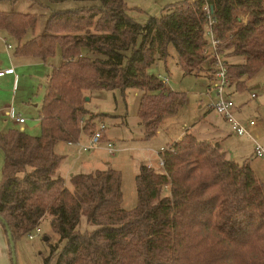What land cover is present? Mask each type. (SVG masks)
I'll list each match as a JSON object with an SVG mask.
<instances>
[{
  "label": "trees",
  "instance_id": "trees-1",
  "mask_svg": "<svg viewBox=\"0 0 264 264\" xmlns=\"http://www.w3.org/2000/svg\"><path fill=\"white\" fill-rule=\"evenodd\" d=\"M74 1L93 3L53 9L42 33L32 37L38 14L0 10V29L16 41V55L47 61L58 48L62 55L48 77L41 134L0 133V216L14 242L48 214L64 244L51 245L47 263L264 264V181L249 160L230 159L220 143L186 129L160 152L161 171L141 164L138 202L130 210L123 207L120 170L109 165L75 173L70 189L58 173L64 156L56 151L60 142L77 143L99 130L86 100L94 91L140 90L137 115L144 136L154 137L167 117L184 108L187 94L170 90L149 69L166 61L173 45L186 74L204 70L211 57L208 8L232 85L246 89L264 69V0H181L145 25L129 14L125 0ZM233 56L241 59L227 60ZM208 71L213 78L214 62Z\"/></svg>",
  "mask_w": 264,
  "mask_h": 264
},
{
  "label": "rangeland",
  "instance_id": "rangeland-1",
  "mask_svg": "<svg viewBox=\"0 0 264 264\" xmlns=\"http://www.w3.org/2000/svg\"><path fill=\"white\" fill-rule=\"evenodd\" d=\"M42 4L32 0H0V10L18 11L38 14L37 33H41L45 21L53 9H69L93 2H79L66 0L59 3L49 0H40ZM129 7V14L140 24L145 25L151 16H160L164 9L181 0H125ZM169 55L164 60H158L149 71L157 76L168 77L167 87L170 90L185 92L187 101L179 113L168 117L162 124L159 132L152 138L144 136L140 119L137 115L139 100L142 92L137 89H127L124 93L117 90L94 91L89 94L87 107L92 115L96 116L97 127L106 125V140L114 144L116 153L111 154L108 145L102 141L94 149L84 152L90 137L85 135L77 144L70 145L60 142L57 152L65 157L60 168L66 181V186L73 189L70 175L76 172H88L94 167L102 168L103 161H110L112 166L123 175V207L127 210L137 206L136 176L141 164L151 165L161 171L160 152L177 139L179 135L191 130L202 140H213L220 137L224 141V149L230 159L243 163L249 160L259 179L264 178V156L258 157L255 151L257 144L264 148V69L250 79L247 88L240 91L232 85L229 96L235 103L236 115L244 122L254 120L256 125L248 127V135L238 137L232 133L230 124L210 105L217 100L213 88V78L208 68L213 65L210 57L204 64V70L193 74H186L179 64L178 53L173 45L169 46ZM6 55L5 44L0 41V58ZM240 57H228L227 60L238 61ZM62 62L60 48L47 61L31 66H21L17 69L20 80L14 85H0V131L8 128H20L19 124L5 123V119L14 120L20 116L27 120L26 132L31 135L41 134L40 110L47 91L48 77L54 67ZM236 89V90H235ZM13 90L16 91L15 110L10 111L9 105L13 100ZM229 93V92H228ZM225 94L226 96L228 95ZM252 94L256 97L253 98ZM228 97V96H227ZM6 110V112H5ZM9 124V125H8ZM15 126V127H13ZM190 132V131H188ZM108 137V138H107ZM219 140V139H217ZM83 150V149H82ZM4 153L0 148V182L3 179ZM97 168V167H96ZM85 221L82 228H85ZM23 236L15 243L18 264H54L55 260L47 263L51 254V245L63 246L60 236L53 230L51 216L42 218L39 228ZM8 252L12 261V249L8 240Z\"/></svg>",
  "mask_w": 264,
  "mask_h": 264
},
{
  "label": "built area",
  "instance_id": "built-area-1",
  "mask_svg": "<svg viewBox=\"0 0 264 264\" xmlns=\"http://www.w3.org/2000/svg\"><path fill=\"white\" fill-rule=\"evenodd\" d=\"M209 11V20H208V25H207V33L210 37V43L206 49V53L210 54V56L213 59L214 62V73H213V88L216 91L217 94V100L210 105V109L216 111L219 115L223 116L226 121L230 124L233 132L238 135V136H244L248 135L251 137L250 132L247 128V126L242 123L239 118L236 115V106L232 98L229 96L230 94V87H232V79L227 73V68L225 65V62L222 58V56L219 54L217 46H218V40L214 36V32L212 29V25L214 23V19L212 18ZM11 47V45H9ZM14 69L9 68L6 70L0 69V77L6 75V74H13ZM160 78L162 81L167 85L169 79L168 77H162L160 75ZM229 92V93H228ZM228 93V97L225 95ZM252 97L255 98L256 95L252 94ZM17 120L20 123H24L25 119L22 117L17 118ZM249 126H255L256 122L254 120H250L248 122ZM106 129V125L104 123L99 125V130L95 133L93 137L90 138L87 146H83V150H91L94 148L99 141L102 139V131ZM108 150L111 154H115L116 150L114 147V144L109 142L108 144ZM255 151L258 157H263L264 156V148L260 145L257 144L255 147ZM164 160L160 158V167H163L164 165ZM30 237L32 238V235L30 234Z\"/></svg>",
  "mask_w": 264,
  "mask_h": 264
},
{
  "label": "crops",
  "instance_id": "crops-1",
  "mask_svg": "<svg viewBox=\"0 0 264 264\" xmlns=\"http://www.w3.org/2000/svg\"><path fill=\"white\" fill-rule=\"evenodd\" d=\"M38 25V24H37ZM36 28H37V26H36ZM36 30L37 29H35L34 31H32V32H30L29 34H28V37H32V36H34L35 34L36 35H39V34H41V33H37L36 32ZM0 41H2L4 44H5V50H6V55H4V57L3 58H0V69H3V70H6V69H9V68H13L14 69V73L13 74H6V75H4V76H2V77H0V85H7V84H10V85H15L19 80H20V78H19V75L16 73L17 72V69H19L21 66H31V64L32 65H35V64H39V63H41L43 60L42 59H40V58H36V57H32V56H20V55H16L15 54V47H16V41L14 40V39H12L9 35H7V33L5 32V31H3V30H1L0 29ZM9 45H11V47H9ZM48 79V78H47ZM236 90V89H235ZM230 92V91H229ZM12 96H13V100L11 101V103H10V105H9V109H10V111H12L13 112V110H15V107H14V105H15V99H16V91L15 90H13V94H12ZM42 105V104H41ZM8 106V105H7ZM7 106H3L2 108H4V107H7ZM2 108H0V111H1V109ZM5 112H6V110H5ZM39 116H40V113H39ZM20 116H16L15 117V119L14 120H10V121H8V120H4L5 121V123H7V122H11V125L10 126H12V124H19V125H21L20 126V128H18L19 130H22V131H26V129H27V127H26V123H27V120H25V122L24 123H20L18 120H17V118H19ZM223 117V116H222ZM168 118V117H167ZM166 118V119H167ZM224 118V117H223ZM239 118V117H238ZM165 119V120H166ZM225 119V118H224ZM164 120V121H165ZM226 120V119H225ZM239 120L242 122V123H244L246 126H247V128L248 127H252V126H249L248 125V122H244L242 119H240L239 118ZM9 125V124H8ZM13 127H15V126H13ZM10 129H16V128H6V129H4V130H1L0 131V133L1 132H5V131H7V130H10ZM107 129V128H106ZM187 129H189V131H190V133H192V134H194L199 140H202V139H200L192 130H191V128H187ZM248 130H249V128H248ZM250 131V130H249ZM232 133L233 134H235L234 132H233V130H232ZM236 135V134H235ZM184 136V133H182L181 135H179L178 137H177V139L175 140V141H173V142H176V141H179V140H181L182 139V137ZM236 136H238V135H236ZM245 136V135H244ZM238 137H242V136H238ZM108 138V137H107ZM215 138V137H214ZM214 138H212L213 140H205V141H209V142H211V143H220L221 144V146H222V148H223V150L226 152V154H227V151L224 149V141L223 140H220V137L219 138H217V139H219V140H217V139H214ZM82 139V138H81ZM108 141L110 142L111 140H109L108 139ZM80 142V141H79ZM79 142H77V143H79ZM77 143H69L70 145H72V144H77ZM58 145V144H57ZM96 147V146H95ZM94 147V148H95ZM94 148H92V149H94ZM56 151H57V146H56ZM81 151H84V152H87L86 150H82L81 149ZM88 151H90V150H88ZM110 153V152H109ZM227 156H228V154H227ZM64 160H65V157H64ZM64 160L62 161V163L60 164V166H59V169H58V173L63 177V175H62V173H61V170H60V168H61V166H62V164H63V162H64ZM232 160H234V161H236V162H238L236 159H232ZM103 161V164H104V166L102 167V168H100V167H98V166H96V167H94L93 169H91L90 171H88V172H91V171H94V170H97V169H105V168H107L109 165L110 166H112V164H111V162L110 161H105V160H102ZM253 168V167H252ZM253 170H254V168H253ZM76 173H80V172H76ZM73 174H75V173H72L70 176H72ZM261 180V179H260ZM262 181H264V178L262 179ZM0 264H12V262H11V259H10V254H9V252H8V236H7V233H6V230H5V228H4V226L2 225V223L0 222Z\"/></svg>",
  "mask_w": 264,
  "mask_h": 264
},
{
  "label": "water",
  "instance_id": "water-1",
  "mask_svg": "<svg viewBox=\"0 0 264 264\" xmlns=\"http://www.w3.org/2000/svg\"><path fill=\"white\" fill-rule=\"evenodd\" d=\"M90 99V97H87L86 100L88 101ZM0 221L4 224L6 232H7V236H8V240L12 249V261L13 264H18L17 262V256H16V250H15V242H14V238L12 236V232L10 230V226L9 224L6 222V220L0 216Z\"/></svg>",
  "mask_w": 264,
  "mask_h": 264
}]
</instances>
